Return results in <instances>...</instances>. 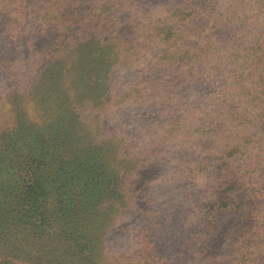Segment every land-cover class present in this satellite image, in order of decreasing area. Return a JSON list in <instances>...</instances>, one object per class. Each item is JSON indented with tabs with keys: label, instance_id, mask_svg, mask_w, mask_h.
<instances>
[{
	"label": "rangeland",
	"instance_id": "rangeland-1",
	"mask_svg": "<svg viewBox=\"0 0 264 264\" xmlns=\"http://www.w3.org/2000/svg\"><path fill=\"white\" fill-rule=\"evenodd\" d=\"M70 1L46 12L55 26L41 34L35 23L48 0H0V143L18 112L37 127L50 113L37 63L61 38L63 77L74 82L81 68H95L100 86L108 85L103 96L79 100L80 124L50 116L76 136L60 152L77 161L68 168L104 177L97 213L107 224L90 243V259L264 264V0H91L79 16ZM64 9L74 14L70 29L59 20ZM98 146L105 173L85 160ZM8 211L19 217V209ZM16 226L0 227V259L84 264L63 258L78 251L73 240L56 251L52 224L34 238Z\"/></svg>",
	"mask_w": 264,
	"mask_h": 264
},
{
	"label": "trees",
	"instance_id": "trees-1",
	"mask_svg": "<svg viewBox=\"0 0 264 264\" xmlns=\"http://www.w3.org/2000/svg\"><path fill=\"white\" fill-rule=\"evenodd\" d=\"M61 1L63 0H48L49 5L44 8L45 14L37 18L35 24L39 22L40 26L37 25V30L41 34L54 29L55 16L52 17L53 22L48 21L50 13L46 12L61 7L62 4H59ZM70 3L72 6L76 5L73 10L79 16L80 13L85 12L87 5H91V0H72ZM61 13L59 20L68 23L67 29H70L74 15H71L72 10L64 9ZM1 28L3 29V26ZM7 29L12 32L9 26L6 27ZM60 39L52 40V47L41 58L43 64L37 63L41 76L43 75L42 77L46 80V99L50 103V113L46 112V119L37 127L28 124L24 115L18 112L17 125L11 132L12 135L3 138L6 140V146L0 143V160L8 168L6 171L0 170V227L7 224L13 225L16 229V224H19L21 228L26 227L32 231L34 238V233L40 236L44 229L52 224L55 227L52 236L57 243L56 251H60L62 239L73 240L78 248L77 252L71 250L66 257H63L64 260L71 263L96 264L93 259H90L92 254L88 253V250L90 243L99 240V234L107 224L106 219L97 213L98 206H102L106 198V191L102 187H97L104 181V177L99 174V180H97L91 175L92 170L86 174H80L68 168L77 161L72 162L71 158H64L60 152L64 149L69 150L73 143L77 142L76 136L57 128L55 121L50 120V116L56 115L60 121L62 116L66 115L69 126L80 124L81 116L77 111L79 100L86 97L89 92L92 93L90 95L103 96L108 85L104 87L101 83L100 86L99 82L102 79L95 68H81L80 73H76L74 82L64 78L61 74L62 70L56 67L58 64L56 55L61 46ZM92 62L97 64L95 61ZM11 69L16 71V67ZM21 84L18 82L13 85V97L17 104L24 95ZM80 87L88 88L87 92L81 91ZM76 102L78 108L74 107ZM40 145H43V148H39ZM23 146L26 148H22ZM46 146L48 150L43 151ZM32 147L34 150L31 151ZM18 148L29 152V155H21L23 153L18 152ZM101 152L102 146H98L97 150L88 154L85 160L94 169L105 173L106 170H103L100 165L103 162ZM21 165H23L22 168ZM57 168L69 170L66 171V175H62L65 181H62V178L59 180L62 176L53 173ZM12 188L23 198L18 197ZM9 209H19V217L13 216ZM55 222L59 223L58 226H54ZM97 224L100 226H96ZM0 264H12V262L9 257H5L0 259Z\"/></svg>",
	"mask_w": 264,
	"mask_h": 264
}]
</instances>
